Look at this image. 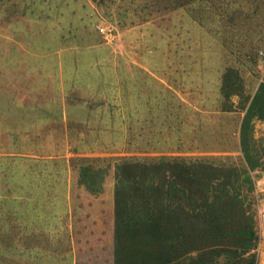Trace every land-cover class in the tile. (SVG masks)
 <instances>
[{
	"label": "crops",
	"instance_id": "obj_1",
	"mask_svg": "<svg viewBox=\"0 0 264 264\" xmlns=\"http://www.w3.org/2000/svg\"><path fill=\"white\" fill-rule=\"evenodd\" d=\"M182 68H190L188 74ZM164 70L160 63L134 67L136 76L127 83L128 121L139 110L143 137L161 139L159 150L150 154L231 167L241 175V185H246V172L261 232L257 264H264V225L258 220L264 203L256 198L264 175V69H250L242 96L228 101L221 93L223 65L178 67L185 85L181 76L168 84ZM45 100L32 98L23 104V112L32 116L11 128L16 150L0 149V249H13L9 264H92L104 250L107 264H112L113 193L120 161L70 159L86 149L85 141L68 151L61 139L76 137L83 124L93 122L89 109L85 101L70 104L62 98L57 108V103ZM76 108L86 113L76 115ZM58 143L61 149H56ZM10 155L13 162L7 164Z\"/></svg>",
	"mask_w": 264,
	"mask_h": 264
},
{
	"label": "rangeland",
	"instance_id": "obj_2",
	"mask_svg": "<svg viewBox=\"0 0 264 264\" xmlns=\"http://www.w3.org/2000/svg\"><path fill=\"white\" fill-rule=\"evenodd\" d=\"M151 1L0 0L1 151L16 150L11 128L20 127L32 116L23 112L27 108L24 103L32 98L42 101L47 98L45 102L57 103L58 108L61 99L66 98L70 104L85 101L87 114L93 119V122L82 123L76 137L67 135L61 139L67 147L70 145L71 148L65 147L68 151L85 141L86 149L70 159L98 158L111 164L132 157L150 161L162 156L149 153L159 150L161 139L143 137L139 110L131 116L134 120L128 121L127 83L129 77L136 76V65L162 64L165 80L170 85L180 79L177 72L180 66L230 65L241 71L244 85L250 75L247 72L253 70L233 66L232 58L225 55L221 64L220 56L224 52L214 35L215 30L210 33L188 21L181 10L153 12ZM104 26L113 29L114 37L110 42L104 41L99 32ZM201 60L204 62L200 63ZM189 70L182 68L185 75ZM181 78L185 85L186 77ZM70 97L74 100L70 101ZM84 111L76 108L75 113L80 115L86 113ZM73 113L71 111L70 116ZM60 137L55 138L56 142ZM13 157L10 155L5 162H13ZM243 191L255 216V191ZM255 230L260 237L256 220ZM7 259L0 263L13 261ZM107 262L104 250L100 258L91 263Z\"/></svg>",
	"mask_w": 264,
	"mask_h": 264
},
{
	"label": "trees",
	"instance_id": "obj_3",
	"mask_svg": "<svg viewBox=\"0 0 264 264\" xmlns=\"http://www.w3.org/2000/svg\"><path fill=\"white\" fill-rule=\"evenodd\" d=\"M150 4L153 12L181 10L188 21L215 30L222 56L231 57L233 66L255 68L259 52L264 54V0ZM242 85L238 69L226 65L224 100L242 96ZM246 175L243 186L237 170L205 159L123 158L115 171L112 264H257L259 238L243 191H251ZM13 252L0 249V260Z\"/></svg>",
	"mask_w": 264,
	"mask_h": 264
},
{
	"label": "built area",
	"instance_id": "obj_4",
	"mask_svg": "<svg viewBox=\"0 0 264 264\" xmlns=\"http://www.w3.org/2000/svg\"><path fill=\"white\" fill-rule=\"evenodd\" d=\"M99 32L106 42H110L114 37L113 29L109 26L101 27ZM259 59V67L264 69V54L261 51L259 52ZM256 198L258 202L264 203V175L262 176L261 185L256 190ZM258 220L260 225H264V204L258 209Z\"/></svg>",
	"mask_w": 264,
	"mask_h": 264
}]
</instances>
